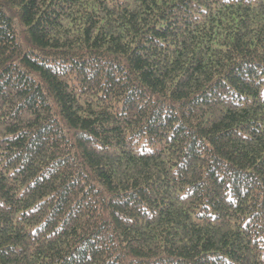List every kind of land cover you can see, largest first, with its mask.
<instances>
[{
	"label": "trees",
	"instance_id": "16d2710c",
	"mask_svg": "<svg viewBox=\"0 0 264 264\" xmlns=\"http://www.w3.org/2000/svg\"><path fill=\"white\" fill-rule=\"evenodd\" d=\"M0 264H264V0H0Z\"/></svg>",
	"mask_w": 264,
	"mask_h": 264
}]
</instances>
